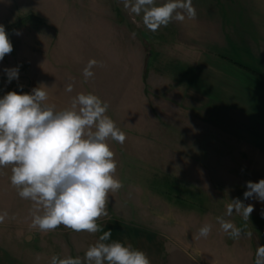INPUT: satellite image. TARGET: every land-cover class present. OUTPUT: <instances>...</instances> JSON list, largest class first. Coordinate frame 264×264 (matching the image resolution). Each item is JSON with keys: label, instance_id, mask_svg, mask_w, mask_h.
<instances>
[{"label": "rangeland", "instance_id": "rangeland-1", "mask_svg": "<svg viewBox=\"0 0 264 264\" xmlns=\"http://www.w3.org/2000/svg\"><path fill=\"white\" fill-rule=\"evenodd\" d=\"M164 2L156 0L157 5ZM142 15L130 14L120 0H0V25L13 45V51L0 61V98L19 87L51 85L48 95L63 92L65 102L72 106L84 88L80 68L90 59L99 62L105 88L104 82L115 78V70L125 72L121 66L125 61L120 60L127 59V43L120 48L117 36L127 33L128 28L135 33L137 48L142 49L134 55L135 110L121 117L125 127L128 117L136 119L135 145L132 148V136L127 137L126 128L122 129L125 142L117 143L128 152L119 151L115 140L106 141L115 149L114 177L123 187L108 193L107 215L97 224L112 221L143 236L164 239L166 251L183 249L199 264H255L256 248L263 244L261 236L254 233L253 216L250 214L246 221L235 212L226 214L227 205L237 198L245 206L255 203L243 195L254 173L252 154L230 138L215 134L205 123L189 118L181 100L190 72L182 63L175 64L182 54L181 46L174 41L159 42L157 35L153 40L152 31L142 23L138 26ZM12 68H18V78L9 82L5 69ZM69 84L71 92L66 91ZM11 168L0 167V214L8 213L0 223L3 247L7 246L6 233L20 225H31L39 207L18 195L11 183ZM165 190L168 199L162 195ZM175 197L187 205H177ZM217 217L233 222L242 230L241 235L230 238L221 230ZM205 224L212 225L211 233L199 237L198 230ZM61 230L35 233L33 250L42 258L52 257L60 251L57 245L68 242V237L85 240L89 235L86 231L71 230L68 234Z\"/></svg>", "mask_w": 264, "mask_h": 264}, {"label": "clouds", "instance_id": "clouds-1", "mask_svg": "<svg viewBox=\"0 0 264 264\" xmlns=\"http://www.w3.org/2000/svg\"><path fill=\"white\" fill-rule=\"evenodd\" d=\"M120 2L130 14L143 13L138 26L142 23L153 32L173 20L183 22L186 17L194 20L197 16L192 0H165L160 5L156 0ZM12 51L5 27L0 25V61ZM98 63L95 59L88 61L83 69L86 80L94 76L92 69ZM18 71L5 69L9 82L18 78ZM46 88L40 85L23 94L11 91L0 98V167L12 165L10 179L18 195L39 206L31 227L48 232L63 225L76 232H102L83 260L53 255L50 264H151L147 254L131 244L108 243L112 231H104L97 224L101 216L107 215L108 193L123 187L114 177L117 164L106 141L111 138L123 144L126 134L105 115L109 106L95 94L81 93L73 99L71 108L56 111L43 103L48 98ZM66 91H72L71 84ZM246 183L244 198L255 195L264 201V179ZM253 210L252 205L245 206L237 198L227 205L226 214L235 212L248 221ZM7 216V212L0 214V223ZM217 222L230 238L241 235L242 230L233 222L223 217H217ZM211 230L212 225L205 224L198 236L207 237ZM255 264H264V245L256 250Z\"/></svg>", "mask_w": 264, "mask_h": 264}, {"label": "crops", "instance_id": "crops-1", "mask_svg": "<svg viewBox=\"0 0 264 264\" xmlns=\"http://www.w3.org/2000/svg\"><path fill=\"white\" fill-rule=\"evenodd\" d=\"M192 2L197 12L196 19L186 17L183 22L173 20L167 28L152 31L153 40L157 35L159 42H179L182 54L175 64L178 66L182 63L190 72L187 92L183 95L181 105L184 104L191 120L205 123L210 130L216 131L215 134L230 138L239 143L246 153L252 154L251 171L254 173L248 181L258 182L264 179V0H192ZM126 30L127 33L117 36L120 37V48L127 43V59L122 57L120 60L125 61L121 64L125 72L122 68L115 70V78L111 77L109 82H104L105 88L102 83V68L97 65L92 69L93 77L85 79L83 76L85 67L80 68V74L84 78L82 93L88 94L93 91L108 104L105 114L118 122L120 130L126 128L127 137L132 136L133 148L136 119L131 117L129 120L128 117L125 127L124 119L121 117L122 113L135 110L134 55L135 52H142V49L137 48L139 46L136 45L133 32L131 33L128 28ZM12 34L13 32L10 37H13ZM35 39L40 40L39 37ZM182 49H186L187 52ZM50 87L51 85L47 94ZM102 87L104 94L99 91ZM23 88L29 91L33 89L32 86ZM64 96L63 92L54 91L43 103L53 106L56 111L71 108L70 104L65 102ZM118 145L119 151L128 152L124 146ZM109 146L115 151L112 145ZM248 199L255 202L251 224L254 233L261 236V244L264 245V201H260L255 195ZM98 225L102 226L104 231H112L108 243L119 241L126 245L131 244L133 248L144 251L151 264H199L197 258L187 255L183 249L172 248L166 251L164 239H157L151 235L143 236L139 231H130L112 221ZM58 228L68 234L72 232L63 225ZM54 231L42 232L31 225H20L18 230L7 232L4 237L7 246L3 247L0 243V264H50L51 257L42 258L36 249L33 250L32 245L35 243L33 235ZM88 234L84 237L85 240L82 237L70 240L68 237V242L58 244L57 247L60 249L58 256L80 257L83 260L86 250L97 242L102 232Z\"/></svg>", "mask_w": 264, "mask_h": 264}, {"label": "trees", "instance_id": "trees-1", "mask_svg": "<svg viewBox=\"0 0 264 264\" xmlns=\"http://www.w3.org/2000/svg\"><path fill=\"white\" fill-rule=\"evenodd\" d=\"M164 185H165V188H166L167 185H168V183H165ZM175 190H176V188H175ZM176 192L179 193L178 191H176ZM162 195L165 196V198L168 199V197H167V196H168V193H166V190H165V192L162 193ZM196 197H197V196H196ZM175 198H176L175 200H176V204H177V205H182V206H183V205H187L186 203H184V201H180V199H177V197H175ZM192 198L194 199L195 197H192ZM169 199H170V198H169ZM197 199H198V198H197ZM199 201H200V200H199ZM179 202H180L181 204H178Z\"/></svg>", "mask_w": 264, "mask_h": 264}, {"label": "water", "instance_id": "water-1", "mask_svg": "<svg viewBox=\"0 0 264 264\" xmlns=\"http://www.w3.org/2000/svg\"><path fill=\"white\" fill-rule=\"evenodd\" d=\"M13 91L17 92L18 94L31 93V91H29L23 87L16 88Z\"/></svg>", "mask_w": 264, "mask_h": 264}]
</instances>
